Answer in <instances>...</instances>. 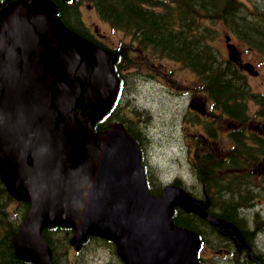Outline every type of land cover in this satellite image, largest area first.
<instances>
[{"label": "water", "instance_id": "95a60500", "mask_svg": "<svg viewBox=\"0 0 264 264\" xmlns=\"http://www.w3.org/2000/svg\"><path fill=\"white\" fill-rule=\"evenodd\" d=\"M57 11L55 0H0V178L30 204L15 254L54 264L43 230L60 225L78 247L88 235L114 241L125 264H201L197 232L172 215L180 206L211 217L208 203L177 184L152 194L136 139L122 125L95 129L119 92L117 54Z\"/></svg>", "mask_w": 264, "mask_h": 264}, {"label": "trees", "instance_id": "16d2710c", "mask_svg": "<svg viewBox=\"0 0 264 264\" xmlns=\"http://www.w3.org/2000/svg\"><path fill=\"white\" fill-rule=\"evenodd\" d=\"M55 1L58 14L66 25L101 45L104 44L88 33L82 22L78 7L81 2L94 5L102 19L128 36V40L122 41L119 48L114 49L119 54L115 71L121 79L120 93L106 116L96 123V129H106L116 124L124 126L145 154L148 136L143 121L140 120L141 113L134 109L135 116H132L128 104V93H132L137 84V80L131 78H138L136 75L140 74L147 75L140 69H131L133 61L129 52L134 48L141 50L148 58L159 59L166 56L194 70L216 105L224 108L229 103V108L225 110L232 116L242 115L247 98L257 101L259 113L264 116V94L250 93L244 76L235 64L223 60L212 41L217 29L210 24L213 20H222L238 38L259 51L264 59V12L254 15L238 0ZM235 139L240 142L242 138ZM242 152L258 160V154L253 153L254 151L245 148ZM233 162L231 161V170L220 175L214 163L206 162L204 166L195 168L194 177L208 197L218 202L221 216L236 218L242 224L250 226L256 220L250 215L256 186L249 181L250 171L241 170V165H232L240 163L237 159ZM152 172L148 169L145 171L148 187L151 193L158 194L163 185L155 178L156 171L152 178ZM13 202L18 203L17 211L11 208ZM28 208L29 203L16 201L0 179V264H33L19 258L13 245L14 235ZM174 213L177 215L175 222H183L187 227L202 226L206 232H211L199 215L189 213L183 216L186 212L180 207H175ZM70 233V228L60 226L43 231V236L52 247L54 264L65 263L64 251L68 249ZM55 236L58 239L54 241ZM237 263L260 264L258 259L250 260L248 257Z\"/></svg>", "mask_w": 264, "mask_h": 264}, {"label": "rangeland", "instance_id": "374dc122", "mask_svg": "<svg viewBox=\"0 0 264 264\" xmlns=\"http://www.w3.org/2000/svg\"><path fill=\"white\" fill-rule=\"evenodd\" d=\"M238 1L253 3L255 9L252 10V14L254 15L264 12V0ZM80 8L81 17L85 25H88L87 31L93 37L111 46H118L122 40L127 39L123 31L113 28L104 21L93 5L83 2ZM210 24L217 29L212 41L223 60L228 58L225 36L231 34L240 48L242 60L245 63H253L259 73L253 76L247 72L245 67L237 66L239 71L244 75L252 90L264 92L262 54L241 41L222 20H213ZM96 28L98 33L95 32ZM136 60V69L144 71L147 76L140 74L136 75L138 78L135 76L131 78L137 80L135 82L137 84L131 91L132 93H128V104L132 116H135L134 109H137L139 114L141 113L140 120L143 121L148 136L144 154L147 169L153 171L152 178L156 171L154 175L159 183L161 179L165 185L173 177H179L180 181L187 184L196 194L198 192L203 194L204 189L197 185L194 177V170L198 168L196 165H203L204 161L200 159L206 158L211 145L217 147L218 151L230 149L235 145L233 138L224 133L225 129L229 132L235 129L234 121L222 115L220 110H210L211 102L207 103L204 112H198L195 107H191L192 98L206 97L197 74L183 64L168 58L151 59L145 54H138ZM249 104L251 108L246 129L251 132L255 131V125L264 123V117L256 113L257 105L252 101ZM218 112L221 115H218ZM138 113L137 117L140 116ZM257 131L256 136H262L260 131ZM209 156L211 160H214L213 155ZM241 167H234V169L241 168L246 172L250 171L249 181L256 186L257 193L251 205V213H259V217L255 220L259 222L256 243L264 248V157L261 155L257 162L243 158ZM11 208L17 211L18 203L13 202ZM57 239L55 236L54 241ZM72 252L74 253V250ZM72 252H70V257ZM203 254L208 255L206 250ZM93 260L92 256L88 261L94 264ZM222 264L227 263L222 262Z\"/></svg>", "mask_w": 264, "mask_h": 264}, {"label": "flooded vegetation", "instance_id": "af4514ba", "mask_svg": "<svg viewBox=\"0 0 264 264\" xmlns=\"http://www.w3.org/2000/svg\"><path fill=\"white\" fill-rule=\"evenodd\" d=\"M6 1L10 0H2L3 3ZM95 32L98 33L97 28ZM99 35L103 36L102 34ZM196 101L200 103V106L196 108V111L198 112H204L208 102H211L209 105L210 110L219 111L214 107L212 101L200 97H198ZM217 114L219 115L220 112ZM222 115L224 114L222 113ZM254 129L259 130L260 126L255 125ZM224 133L230 138H234L236 136L243 138L244 141L241 142L243 146H247L246 137H250L249 143L253 138L244 131L229 132L225 129ZM204 136L207 137L206 135ZM258 139L261 140L263 137L259 136ZM252 146H254L256 151L260 149L258 144H253ZM233 152L234 150L232 148L218 151L217 147H213L211 145L206 155L207 157L209 155H213L215 165H217L215 167L219 168L223 164L229 163ZM205 160L207 159L205 158ZM189 193H191L201 204H204L207 199L205 190L203 191V194H200L199 192L196 194V192H194L192 189H189ZM220 210L221 209L218 206V202H214V200H212L208 207V214L211 217H204L196 213L208 225L211 230L210 233L206 232L202 226L200 228H198V226L189 227L197 232L201 240V244L198 249V258L200 259L201 263L222 264V262H225L227 264H238L237 262H241L243 259L248 257L250 260L256 258L260 264H264V248L258 246L256 243V238L258 236L257 227L259 226V222L254 221L252 225L246 226L236 218H226L221 216ZM186 214L189 213H183L182 215L186 216ZM255 214L257 215V212L251 213L250 211V215L254 216ZM183 216H180V218H183ZM257 216L259 217V215ZM175 217H177V215L174 213V220ZM220 221H223V225L216 223ZM204 222L203 224L205 225ZM176 224L185 226L183 222L176 221ZM73 235L74 231L72 230L70 236L68 237V249L64 251L65 263L63 264H91L88 260L89 257L92 256L94 258V264H125L123 259L118 254L117 245L114 241L97 235H88L81 243L80 247H78L77 244L71 243V238ZM240 236L243 240L240 239ZM73 250L74 253L72 252ZM205 250L208 253L207 256L203 254ZM70 252L73 253L71 257L69 256Z\"/></svg>", "mask_w": 264, "mask_h": 264}, {"label": "bare ground", "instance_id": "6f19581e", "mask_svg": "<svg viewBox=\"0 0 264 264\" xmlns=\"http://www.w3.org/2000/svg\"><path fill=\"white\" fill-rule=\"evenodd\" d=\"M252 15V14H251ZM78 22V21H77Z\"/></svg>", "mask_w": 264, "mask_h": 264}]
</instances>
